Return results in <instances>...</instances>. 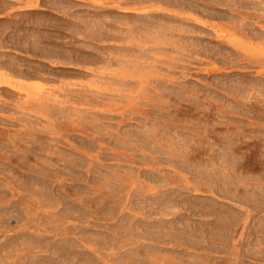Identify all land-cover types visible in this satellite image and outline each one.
<instances>
[{
  "label": "rangeland",
  "instance_id": "1",
  "mask_svg": "<svg viewBox=\"0 0 264 264\" xmlns=\"http://www.w3.org/2000/svg\"><path fill=\"white\" fill-rule=\"evenodd\" d=\"M54 1L59 2V7L52 8V6H50ZM139 1L140 0H0V60H5L3 53L6 52L5 54L8 56L15 58L16 61L20 60L21 63H23L21 67L16 64L18 68H15H17V70L21 69L22 72L24 70L25 73L28 72L33 75L32 77L19 76L17 71L12 73L10 70L7 71L5 68H0L1 74H4L3 71H6L5 75L8 74L9 79L16 82H12V87L0 85V94L2 95L0 96V120L2 121L0 131L2 130L1 135L4 138L10 133L8 131L10 127H8L7 123L10 115L9 110L12 108L10 102L17 101L18 103H24V105L19 103L22 107L18 108L17 114L19 117L16 124V131L19 134H17L19 140L17 143L18 148L14 153L6 151V149H2V152L0 151V256L5 258L3 259L5 264H65L63 248L68 246V244H66L67 242L65 243V239L71 238L76 241L75 237L77 236L78 240L81 241V243L83 242L81 244L77 240V245L81 244V247L84 248L88 247V244L90 245L88 242L91 239H87V235L88 238H92L93 236L92 239H95L96 236L108 238L107 241L104 240V242L106 241L104 244L102 242V245L100 244V246H98L97 243H94V245L90 247L92 251L100 248V252L96 251L97 255L94 253L97 257L98 254L99 256L106 254V256H108V254L113 253V251L114 253L118 252L117 247H114L115 243L113 241L110 242L108 236L113 237L112 234L116 237L118 235L126 236V233H128V235H130L129 237L132 238L130 240H133V236L135 234L138 235L142 230L139 227H135L134 223L144 220L145 215L142 217V214H146V211H148L147 208H150L149 205L147 206L145 204L144 210H138V206L137 209L133 208L134 204L140 202L139 200L138 202L135 200L138 197L136 192L139 188L144 191L146 188L153 185L152 188L155 189L154 191L159 190L163 193H169V191H175L176 188H180L183 184H187L190 187H193V185L197 186V188H200L203 192V190H206L210 186L209 184H211V182L209 183V181H211L209 178L210 175L216 178V184L214 183L215 187L223 185L220 181L222 179L223 182L224 179L222 177L226 174V171L229 170L228 168L233 170L230 169L232 172L227 171L228 174L230 175L232 173L231 177L233 175L232 178H235L234 180L237 178L243 181L242 184H245V186L254 187L264 185V170H261L264 169V165L262 167L260 165V162L264 164V143H262L264 142V87L261 86V88L259 84L264 83V77H262L264 74L260 75L256 73L255 69H242V67L227 68L223 63L227 60L224 61L222 56H216V60L214 57H211L214 59L213 62L209 53L206 55L204 53L194 55V53L191 54L186 53V51H181L183 52L182 54L178 51L181 50L179 49L181 41L179 43L172 41L166 45L162 44V46L160 44L158 45L159 48H156L155 45L157 46V44L154 42L155 39L152 36L154 35L155 37L156 27L157 25L159 26V23H167L163 25H172L171 27L175 25L190 27L192 25L190 27L192 28L196 21L191 19L195 16L198 17V19L200 17L196 13H182L179 10H174L176 9L174 7L168 8L169 6H164L165 4L162 2L159 4L160 2L154 1V4L153 1L149 3L146 0L143 2L140 1L141 3ZM152 3L154 5L151 6ZM36 5L38 6L37 8ZM29 7H34L36 10H29ZM125 9H135L138 14H140V10L143 9L141 13L142 16L125 14L123 12ZM160 9H170L173 12H180L182 18L156 15ZM189 13H191V15ZM76 14L78 16L81 14L85 15V18H88H86L87 21L92 20L91 24L87 25V27H90L89 29L86 27L85 33V35L90 33L92 36L87 35L85 38L84 33H82V29L84 28L83 24L79 21L82 15L76 18ZM71 15L73 17H71ZM158 16L160 19H158ZM113 18L116 21H114ZM201 19L205 21V19L200 18V20ZM96 20L97 23H95ZM142 21L145 25L148 24L147 26L149 28L151 27L152 31L154 30L155 32H150L151 34H149V36L147 34L145 36L142 34L139 35L141 38L140 40H142L139 44L145 43L144 46L140 45L141 47H139L142 51L144 50L142 55L146 53L143 56L147 57H143L142 55L143 58L141 56L136 58L131 57L130 60H133L137 65L133 62L130 64L126 63L123 61L125 56L122 58L120 57L125 53L122 49L123 46L128 45L127 42L130 40V37L124 33L127 28L126 26L138 27L143 25L142 27H144L145 25ZM116 23L118 24L116 25ZM201 24H204V26L206 25L204 30L210 31L208 22H201ZM100 25L109 28V30L111 29L106 38L98 39L95 36L97 28ZM177 33L178 32H173V35H168V38L171 40L173 38L181 39V36L178 34L182 32ZM189 34L191 36L193 32ZM31 35L34 37L37 35L38 38L35 37L36 39L40 38L42 41H39L42 43L44 42V44L51 45L49 47H52L54 51L56 49L57 51H55V54H59V57H68L74 60L63 59L62 61V59H57L58 56H51L49 58H44L40 55L33 56L32 52L18 53L21 51L19 50L20 46L17 45V42L26 38L27 41H32L34 37ZM135 36L136 38L138 37V32ZM170 36L172 38H170ZM190 36H182L184 37L182 40L186 42V46L190 43L192 44L194 41L193 37H195V34L194 36ZM136 38L135 40H137ZM211 45L216 47L215 42H211ZM105 46L108 50L103 53L102 51L106 50ZM136 46L137 49H135ZM152 46L154 48H152ZM139 47L138 45H134L133 51L131 50V52H133L132 54H137ZM118 50L119 52L116 53ZM101 52L104 55L108 54L110 57H118L116 61L111 63L110 69H119L120 71L129 69L137 75V77H134L135 82L130 83V86L127 85L123 87L124 89L130 88V90H132L130 92L132 95L141 93L140 97L143 94L145 97H148H143L144 99L142 98L141 100L137 99L134 101L136 103H133L138 107H142L145 114L141 116L139 114H132L130 115L131 118L125 119L122 123L120 122L122 118L118 114H107L108 116L106 115L105 117H108V120L105 117V119L96 117L99 119L94 120L95 122L89 119H77L76 117L78 121H76L74 117H72V119H75L74 121L68 118L62 120V117L56 115L57 107L55 106L54 100H52V96H56L58 100H63L67 96L65 90L82 89L84 85L90 83L92 80H99L98 72L102 70H100V63H97V60L101 56ZM162 52L164 53L161 54ZM110 53L112 54L110 55ZM151 54H154V57ZM191 55L193 57H190ZM94 57L97 59L96 62H94ZM137 58L141 59L139 60ZM152 58H155L154 61ZM181 59H183V61ZM225 59L227 58L225 57ZM24 65L30 67H25ZM133 65L139 70H136ZM141 69L143 70L141 71ZM151 69L156 74L153 73ZM108 72L112 73V71H106L105 75H101L111 80L113 76L111 77V75H108ZM11 75L13 77H11ZM138 77L140 78L138 79ZM140 79L143 81L142 83H140ZM254 81L257 83L254 84V86L257 85V87L251 85L252 88L249 86V83L252 82L251 84H253ZM13 84H15V86L19 84V86H17L18 89L22 87L23 90L20 88L19 91ZM132 84H135V86ZM61 86L63 90L60 88ZM113 87L117 88L119 86L115 84ZM258 87L260 88L258 89ZM134 90H136V92L138 91V93L135 92L133 94L132 92H134ZM64 94H66L65 97ZM39 96L40 98L37 100ZM42 96L46 98L49 96L48 98L52 101L44 97L42 101L44 99L47 101L45 102L44 100L43 103L39 105L37 102L41 101ZM126 100L127 99H120L118 103L120 102V105H124ZM50 106L52 107L49 108ZM54 115L56 116L54 117ZM86 122L89 126L86 125ZM158 124L159 126H157ZM101 127L103 130L105 129L104 132L111 131L110 133L114 136H103L104 138L101 137V139H98L103 133L100 135L95 134V132L101 133ZM95 128L97 129L95 130ZM153 129L157 131H155V134ZM118 131H120L121 134L123 132H128L129 135L127 136L129 137L128 143H131L130 146H128L127 143L119 147L117 142L113 140V138L120 133ZM141 131L142 134H140ZM149 131H151V133ZM157 133L158 135L163 133L160 135V137L162 136L161 139ZM149 135H151L150 138H152L153 135L154 137L150 139ZM134 142H136V145ZM204 144L208 145V147L206 145L204 146ZM245 144L248 145L246 146ZM175 146L181 149H177ZM258 147L261 150L263 148V150L261 151ZM233 148H236V150L234 149L233 151ZM231 151L233 153L237 151V153L231 154ZM258 151H260L261 154ZM222 152H227L229 155L222 156ZM256 154L259 155L257 158L255 157ZM213 156H215V158ZM180 163L184 164L182 165ZM212 169L219 170L218 174L215 173L216 175H214L216 170L211 171V173L207 171ZM189 171L191 174H189ZM201 171L204 179L199 177L202 176ZM177 173L179 177H177ZM112 177H114V179H112ZM197 177L201 178L199 184L198 181L200 179ZM185 178L190 182H186ZM169 179L172 180L170 181ZM196 179L199 180L196 182L194 181ZM193 181L194 183H192ZM217 181L220 183H217ZM189 192L192 196L205 195L215 198L214 195L209 196L205 192L201 194L193 190ZM151 194V191L144 193L141 200L143 201L145 197H157V195L159 198L161 197L160 193L157 195L155 194V196ZM214 200L218 202L224 201L222 199V201H219L220 198H215ZM115 202L116 204H114ZM151 207L154 209L156 206ZM151 210L152 208H150L149 211ZM141 212L143 213L141 214ZM110 215L114 217L111 218ZM122 216L124 219H122ZM158 217L157 214H152L151 219L148 221H152V218L155 219ZM159 218H163V216ZM169 218L170 217L167 219ZM111 226L112 228L114 227V229L110 232ZM85 229H87L86 231H88V234L84 232ZM79 232L87 234L84 236L86 241L80 240L79 237H81V233ZM110 243H112V245ZM135 247L133 243L124 244L120 252L123 253V251L126 252L128 249H133ZM144 249L139 258L144 257L145 260H150L151 258L148 256L150 249ZM112 255H109V259L111 260L119 254L116 253L114 256ZM149 260H147L145 264H149ZM248 261H250V264H264V262L261 261ZM248 261L246 260L247 263H249Z\"/></svg>",
  "mask_w": 264,
  "mask_h": 264
},
{
  "label": "bare ground",
  "instance_id": "2",
  "mask_svg": "<svg viewBox=\"0 0 264 264\" xmlns=\"http://www.w3.org/2000/svg\"><path fill=\"white\" fill-rule=\"evenodd\" d=\"M140 1L143 2L144 0H140ZM146 1L148 3L151 2V1H153V3H154V1L155 2L158 1V2H160L159 4H161V2H162V3L165 4L164 6H166V5L169 6L168 8L174 7V8H176V9L173 8L174 10H177V11L179 10L182 13L183 12H191L192 14L196 13V14H198V16L200 18L205 19V21H202V19L200 20V18L198 19V17L195 16L193 19H191V20L196 21V22L193 21L194 22V24H193L194 27H192V28H190L192 25L190 27L189 26H182V25H175V26L171 27L172 25L171 26L170 25L169 26H165L167 23L166 24L165 23H159V26L157 25V27H156L155 37H154V35L152 36L155 39V40L153 39L154 42L157 44V46L155 45L156 48L160 44L162 46V44L166 45V44H169L172 41L175 42V43H177V42L179 43L181 41L180 42L181 45H179L180 46L179 49H181V50H178L180 52L181 51H186V53H191V54L194 53V55L195 54H199L200 55L202 53H204L206 55L207 53H209L210 58L214 57V59L216 58V56H219V57L222 56V58H224L223 59L224 61L227 60L226 62H223L226 65L227 68L242 67V69L243 68H245V69H255L256 73H258L260 75L264 74V0H146ZM103 2H105V1H103ZM153 3L151 4V6L155 4V3L154 4ZM7 4H8V2H7ZM119 5H120V3H119ZM30 6H32V5H30ZM37 7L38 6L36 5V8ZM29 8L33 9L34 7H29ZM118 9H120V8H118ZM108 11H109V9H108ZM142 11H143V9L140 10V14H138V12L135 9H127V10L125 9L123 12L125 14H129L131 16H134V15L142 16V14H141ZM153 12H154V10H153ZM158 12H160L161 14L158 13ZM158 12L156 13V15H162V16L167 15V17L171 16L172 18L173 17L174 18L175 17H181L182 18L180 12L179 13L178 12H173L170 9L169 10H164V9L161 10L160 9V11L158 10ZM191 13H189V14L191 15ZM72 15H71V17L74 16V15L73 16ZM80 16H78L77 14L75 15L76 18L80 17ZM162 16H161V18H162ZM86 18H85V15H82V17L79 18V21H81V23L83 24V27H84L82 29L83 30L82 33H84V35L86 33L87 25H90L91 21H92V20L91 21L88 20L89 21L88 22L87 21L88 18L87 19ZM126 18H130V17H126ZM146 18H147V16H146ZM158 19H160L159 16H158ZM113 20H114V18H113ZM180 20H182V19H180ZM114 21H116V20H114ZM130 22H129V24H130ZM134 22H135V20H134ZM157 22H158V20H157ZM201 22H208V26H209L210 31L204 30L206 25L204 26V24H201ZM95 23H97V20H96ZM142 23H143V21H142ZM99 24H100V22H99ZM117 24L118 23H116V25ZM120 24H122V23H120ZM131 24H133V23H131ZM135 24H136V22H135ZM163 24H165V25H163ZM102 25L98 26L97 32L95 33L96 35L94 34L96 36V38H98V39L106 38L109 35L108 33H110V30H111V29L109 30V28L103 27ZM147 25L148 24H146L144 27H142L143 25L142 26L140 25L138 27L137 26L136 27L135 26H133V27L131 26L130 27L129 25H128L129 27L126 26L127 28H126L124 33H126L128 35V37H130V40H128V42H127L128 45L123 46V48L121 47L123 49V51H125V53L123 55L121 54L122 56H120L121 58L125 56L124 58H126V59L123 58L124 62L130 64V63L133 62V60H130L131 57H135L136 58V57H139V56L142 55L144 50L142 51L140 49V47L142 45L144 46L145 43L144 44H142V43L139 44L140 42H142V40H140L141 38L139 37V35L142 34L143 36H145L147 34L149 36V34H151L150 32L155 33L154 30L152 31V28L151 27L149 28ZM149 25L153 26L152 24H149ZM89 27L90 26H88L87 28L89 29ZM91 27H92V25H91ZM107 27H110V26H107ZM111 27H112V25H111ZM93 28H94V26H93ZM73 29H74V27H73ZM191 29H193V30H191ZM78 30H80V29H78ZM81 31H79V32H81ZM73 32H75V31H73ZM134 32H135V35L138 32V37L137 38L134 35ZM173 32H178V33L182 32L180 34L177 33L178 35L181 36V39H174V38L172 40L169 39L168 35H173ZM192 32H193V34L191 36H194V34H195V37H193L194 38V41H193L194 43L192 42V44L191 43L189 44V42H188L189 45L186 46V42L183 41L182 38H184L185 36L186 37L190 36L189 33H192ZM124 33H122V34H124ZM112 34H113V32H112ZM87 35L88 36H92V34L90 35V33L87 34ZM87 35H85V38H86ZM31 36H33V35H31ZM182 36H184V37H182ZM35 37L38 38L37 35ZM35 37L33 38L32 41L31 40L27 41V38L24 39V40H21V41L19 40L17 42L18 43L17 45L20 46L19 50L21 52H18V53L21 54L22 52H32L33 56L34 55L35 56L40 55L41 57H44V58H46V57L49 58L51 56H54V57L56 56L57 57L59 55V54L58 55L55 54L56 53L55 51H57L56 49L54 51V49H52V47H49L51 45L44 44V42L43 43L41 42L42 40L40 38L36 39ZM135 38L137 40H135ZM170 38H172V37L170 36ZM149 39H150V37H149ZM39 40H41V41H39ZM138 40H140V41H138ZM143 42H144V40H143ZM211 42H215L216 43V47H214V45H211ZM134 45H138V47L141 45L139 47L140 50L138 49V53L137 54H132L133 52H131V50L133 49ZM151 45H152V43H151ZM1 46H2V44H1ZM5 47H6V45H5ZM5 47H3V48H5ZM166 47H169V46H166ZM173 47H175V46H173ZM105 48H106V50H103L102 51L103 53H105L108 50V48L106 46H105ZM152 48H154V47L152 46ZM15 49H17V48H15ZM135 49H137V46H136ZM163 49H161V50H163ZM174 50H175V48H174ZM58 52H59V50H58ZM117 52H119V50L116 51V53ZM129 52H131V53H129ZM172 52H174V51H172ZM5 53H3V56L5 57V60H2V61L0 60V68H3V69L5 68V69H7V71L10 70L12 73H15L17 71V74L19 76H25V77L26 76L27 77L28 76H31V77L33 76L32 74H30L28 72L25 73L24 70H23V72H22L21 69L17 70L18 67L16 66V64L19 67H21V66H23V63H21L20 60H19L20 62L16 61L15 58L10 57V56H8ZM103 53L101 54V56L99 58L97 57L98 60L95 57H94L95 60L93 59L94 62H96V60H97L98 61L97 63H100V67L99 68L102 71L98 72L99 80H97V79L92 80L90 83H87L83 87L80 85L82 87V89L80 88L78 90H76V89L75 90H65L67 92V96L63 100L62 99L58 100V99H56V96H52L53 97L52 100H54L55 106L57 107L56 115L58 117H62L63 118V119L61 118L62 120H64V118H68L69 120H71L72 117H74V118L76 117L77 119H86V120L89 119V120H93L94 121V120H98L100 117H101L100 119L104 118L107 114H109V115L118 114L122 118L121 121H120L122 123L125 119H128L130 117V115H132V114H137V115L139 114L140 116L145 114L144 113L145 111H143L142 107H140V106L138 107L137 105H135L133 103H136L134 101H136L137 99L141 100L143 97L144 98H148V97H145V95L143 94V91H142L143 95L140 97L141 93H138V91L136 92V90H134V92H132V93L134 94L136 92L138 94L137 95L136 94L132 95L130 93L132 91V90H130V88H127V89L125 88L124 89V87H123V86L126 87L127 85L130 86V83L135 82L134 81L135 80L134 77H137V75H135V73H133L129 69H123L121 71L119 69L118 70L110 69L111 63L113 61H116L118 59V57L117 58L110 57L108 54L104 55ZM154 53H155V51H154ZM163 53L164 52H162L161 54H163ZM181 53L183 54V52H181ZM24 54H26V53H24ZM111 54L112 53H110V55ZM144 54H146V53H144ZM161 54H160V56H161ZM61 56H63V55H61ZM152 56L154 57V54ZM143 57H147V56H143ZM190 57H193V56L191 55ZM225 57L227 59H225ZM58 58L60 60L62 59V61H63V59L74 60V59H69L68 57H62L61 58V57L58 56L57 59ZM157 58H156V60H157ZM137 59H139V58H137ZM154 59H153V61H154ZM214 59H212L213 62H214ZM146 60H147V58H146ZM181 60L183 61V59H181ZM86 61H87V59H86ZM57 63H59V62H57ZM134 64H136V63H134ZM148 65H151V64H148ZM24 66L25 67H30V66H26V65H24ZM101 66H104V67H101ZM15 67H17V68H15ZM131 67H132V65H131ZM133 67H135V69H136V66L133 65ZM3 69H2V71H3ZM22 69H25V68H22ZM136 70H139V69H136ZM142 70L143 69H141V71ZM146 70H148V69H146ZM151 70H150V72H151ZM91 71H93V70H91ZM106 71H110V72L112 71V73L108 72L109 73L108 75H111V77L113 76L111 78V80H109L110 78L107 79L106 77L103 76V75L106 74ZM3 72H4V74H1V72H0V85L11 86L12 87L13 80L9 79V75L8 74H7L8 76L5 75L6 71H3ZM87 73H86V76H87ZM138 73H139V71H138ZM148 73H149V71H148ZM153 73H155V72L153 71ZM101 74H103V75H101ZM142 74H143V72H142ZM11 77H13V76L11 75ZM262 77H264V76H262ZM139 78L140 77H138V79ZM141 79H143V78H141ZM145 79H147V78H145ZM142 82L143 81L141 80L140 83H142ZM13 83H16V82H13ZM251 83H249V86H251V85L254 86V84H257L255 81H254L253 84H251ZM115 84H117L119 87H117V88L113 87V86H115ZM135 84H137V83H135ZM135 84L134 85L132 84V85L135 86ZM259 84H260V87L261 86L264 87V83H262V84L259 83ZM13 86H15V84H13ZM17 86H19V84H17ZM17 86H15V88ZM121 87H123V88H121ZM254 87H257V85L254 86ZM260 87H258V89ZM20 88L22 89V87H19V89ZM60 88L62 89L63 87L61 86ZM239 88H240V86H239ZM17 89H18V87H17ZM258 91H260V90H258ZM48 95H51V94H48ZM65 95L66 94H64V97H65ZM0 96H2V95L0 94ZM44 97L42 96L41 101H42V99ZM48 97L49 96H47V98ZM52 97H50V98H52ZM39 98H40V96L37 98V100H39ZM47 98L45 97V99H47ZM57 98H58V96H57ZM120 99H127L126 103L124 105H120L121 103L120 102H119L120 104L118 103V101ZM47 100H50V99L48 98ZM47 100H45V102ZM52 100H50V101H52ZM41 101H38L37 103H39V105H40L41 103H43V101L42 102ZM19 103H21V102H19ZM19 103L17 101L16 102L12 101V103L10 102V104L12 105V108L9 110L10 111V113H9L10 115H9L8 122H7L8 123V127H10V129L8 130L10 133L7 135L6 138H4L1 135V131L2 130L0 131V151L1 152H2V149H6V151H10L11 153H14L17 150V148H18V144L17 143H18L19 140H18V136H17L18 133L16 131V124H17V119L19 117H18L17 114H18V110H19L18 108L22 107L20 105L21 104L24 105V103H21V104H19ZM51 107L52 106H50L49 108H51ZM56 107H54V108H56ZM259 108H260V106H259ZM262 109H260V110H262ZM56 115H54V117ZM54 117H52V118H54ZM93 117H95V118L99 117V118L95 119ZM56 119H57V117H56ZM75 119H72V121H74ZM77 119H76V121H78ZM106 119L108 120L109 118L107 117ZM114 119H116V118H114ZM89 123H91V122H89ZM103 123H105V122H103ZM258 124H260V123H258ZM0 125H2V121L1 120H0ZM86 125H88L87 122H86ZM204 125H205V123H204ZM98 126H96V127H98ZM157 126H159V124ZM199 126H201V125H199ZM202 128H204V127H202ZM96 129L97 128H95V130ZM150 129H151V127H150ZM104 130H103V128L101 130L102 132L100 130H98L101 133H99V132L96 133L95 131H93V132H95V134H100V135L103 133V135L99 136L98 139H101V137H103V136H111V137L114 136L113 134L110 133L111 131L110 132H108V131L104 132ZM153 131H154V129H153ZM155 131H154V134H155ZM190 131H191V129H190ZM118 132H120V131H118ZM149 132L151 133V131H149ZM138 133H140V132H138ZM120 134H121V132L118 133L117 136H115L113 138V140L115 142H117L119 147H121L120 145H126L128 143V141H129V137L127 136V135H129L128 132H123L121 135ZM140 134H142V131H141ZM161 134H163V133H161ZM161 134L158 135V133H157V135L159 137H160ZM96 137H94V138H96ZM150 137H151V135H149V138ZM153 137H154V135H153ZM161 137H160V139H161ZM152 138H150V139H152ZM107 140H109V139H107ZM111 140H112V138H111ZM142 140H143V138H142ZM156 140H157V138H156ZM121 142H123V143H121ZM145 142H146V140H145ZM170 142H171V140H170ZM234 142H235V140H234ZM135 143L136 142H134V144ZM260 143H258V144H260ZM262 143H264V142H262ZM130 145H131V143H128V146H130ZM205 145L206 144H204V146ZM255 145H257V144H255ZM100 146H101V144H100ZM206 146L208 147V145H206ZM226 146H228V145H226ZM175 147H177V146H175ZM153 148H156V147H153ZM171 148H173V147H171ZM171 148H170V150H171ZM222 148H224V147H222ZM177 149H181V148L177 147ZM234 149L236 150V148H233V151H234ZM152 150H151V153H152ZM157 150H159V149H157ZM262 150H263V148H262ZM154 151H156V150H154ZM177 151H179V150H177ZM237 151H235L234 153L236 154ZM258 152L261 154L260 151H258ZM222 153H223L222 156H225L227 154L229 155V153H227V152H222ZM234 153L232 152L231 154H234ZM239 153H242V152H239ZM184 154H185V152H184ZM176 155H177V153H176ZM179 156H180V154H179ZM190 156H191V154H190ZM257 156H259V155L256 154L255 157L257 158ZM207 157H209V156H207ZM213 157L215 158V156H213ZM188 158H189V156H188ZM186 160H187V158H186ZM181 162H183V161H181ZM173 163H175V162H173ZM180 164H182V163H180ZM214 164H215V162H214ZM260 165L262 167L264 165L263 162L262 163L260 162ZM199 167H201V166H199ZM216 167H217V165H216ZM219 167H220V165H219ZM210 169H211V167H210ZM228 169L229 170H227V168H226V170L229 171V172L233 171L231 168H228ZM215 170H216V172H214V175L218 174V171H219L217 169H215ZM215 170L212 169V170H207V171L208 172L210 171V173H211V171H215ZM261 170H264V169H261ZM227 171H226V174L223 177L221 176L223 174L220 175L224 179L223 182H222V179L220 178L221 179L220 182L223 185L219 184L221 186H217L216 185L217 187H215L214 185L216 184L215 183L216 182L215 181L216 178L210 175L209 178H210L211 181H209V180H207V181H209V183L211 182V184H209L210 185L209 187L207 185L208 188L206 190H203V192L207 193L209 196L214 195L215 198H218V199L220 198L219 201L224 200L222 202H218V201H216L217 199L214 200L215 198L208 197V196H205V195H203V196H200V195L192 196V195H190L189 191H191V190L196 191L199 194L203 193L200 188L198 189L197 186H194V185H193V187H190L187 184L186 185L183 184L182 187L180 186V188H176L175 191L171 190V191H169V193L168 192L163 193L162 191H159V190L154 191L155 189L152 188L153 185L152 186L148 185L149 187L146 188V190H144V191H142V189L140 190V188H139V190H137V192H136L138 194V197L135 200L137 202L139 200L140 202H138V204H134L133 203L134 204L133 208L137 209V206H138V210L141 211L142 209L143 210L145 209L144 208V204H145L147 206L149 205L150 208H152V210L149 211L150 208L149 209L147 208L148 211L145 210L146 214L145 213L142 214L143 212H141V214L143 215L142 217H144V215H145V219H144L145 221L142 220V221H138V222L134 223L135 227H139L142 230H141L140 233H138V235L137 234H135L134 236L131 235L134 238L133 240H130L132 238L129 237L130 235H128V233H126L127 237L125 235L124 236L123 235H118L116 237V236H114V234H112L113 237L112 236H108L110 238L109 239L110 242L113 241L115 243L114 247L115 248L117 247L118 252H116V253H118L119 255L117 257H115V258L113 257L112 260L109 259V255H112L114 253V251H113V253L108 254V256H106L107 254L106 255H100V256L98 254V257H97L96 256L97 255L96 251L100 252V250H99L100 248L97 247L98 250H96V249H94V246H93V249H94L93 250L94 252H93L92 250H90V247L92 245H94V243H97V245L100 246V244L102 245V242L104 244L108 240V238H102L101 236L100 237L102 239L100 237H97V236H96L97 239L96 238L92 239L93 236H92V238H88L87 237L88 236L87 235L88 231H86L87 229H85L84 232H86L87 234L79 232V233H81V237H79V238L82 241H86L84 236L87 235L86 238L87 239H91L88 242V243H90V245L88 244V247H85V248L81 247V244L83 242L81 243V241L78 240V236L75 237L76 241L74 239H71V238H66L65 239V243L67 242L66 244H68V246H65L63 248L65 264H133V263L145 264V262L147 260H149V259L146 258L147 256L145 257L147 260H145L144 257L139 258L141 256V254H142L141 252H143V249H144L145 246H146L145 249L149 248L150 249V253H151V254L149 253L150 254L149 255L147 253L148 250L146 251L148 256H150V258H151L148 261L149 264H250V261H248V260H252V262L253 261L264 262V185L254 186V187L253 186L252 187H248V185L245 186V184L244 185L242 184L243 181L238 180L237 178H236V180H234L235 178L234 179L232 178L233 175L231 177L232 173L229 175ZM191 172H193V171H191ZM201 173H202V171H201ZM201 173H200V175H201ZM220 173H221V170H220ZM189 174H191L190 171H189ZM177 175H178V173H177ZM177 177H179V175ZM199 177H202V179H204L203 173H202V176H199ZM199 177H197V178H199ZM112 179H114V177H112ZM176 179H178V178H176ZM199 179H196L194 181L197 182L199 180L198 181V184H199V182H201V178H199ZM246 180H248V179H246ZM185 181L188 182L189 180L187 181V179H186ZM194 181L192 183H194ZM220 182L217 181V183H220ZM150 191L152 193L151 195L154 194L153 196H155V194L157 195L158 193H160L161 197L159 198L158 195H157V197H151V198L145 197L143 199V201H144L143 202L141 200V197L144 196V193L150 192ZM147 198H149V199H147ZM131 202H133V201H131ZM117 203H118V201H117ZM114 204H116V202ZM151 206H156V207H154V209H153V207H151ZM118 209H120V208H118ZM114 214H116V213H114ZM152 214H157L159 217L163 216V218H166L167 216L170 217V218L167 219L168 218L167 217L166 219H163V218H159L158 217V218H155V219L152 218L153 219L152 221H148V220L151 219ZM110 217H111V215H110ZM112 217H114V216H112ZM122 219H124V217ZM139 220H141V219H139ZM92 226H94V225H92ZM85 227H87V226H85ZM96 227H97V225H96ZM107 228H108V226H107ZM110 228H109L110 232H111V230L113 231L114 227L112 228V226H111ZM82 230H83V228H82ZM89 231H90V229H89ZM96 231H97V229H96ZM124 233H125V231H124ZM77 240H78L79 243H81L80 245H77V243H76ZM104 240H106V241L104 242ZM142 240L145 241V242H143ZM130 241L133 244H135L136 247L133 248V249L130 248L126 252L123 251L124 250L123 249L122 250L123 253H121L120 249L124 246V244H132ZM112 243H110V244L112 245ZM97 245H95V246H97ZM107 248H108V246H107ZM110 249H113V248H110ZM90 251H92V252H90ZM116 253H114V254H116ZM114 254L112 256H114ZM3 259H5V258H2L0 256V264H5V261ZM246 260L249 263H247Z\"/></svg>",
  "mask_w": 264,
  "mask_h": 264
},
{
  "label": "crops",
  "instance_id": "3",
  "mask_svg": "<svg viewBox=\"0 0 264 264\" xmlns=\"http://www.w3.org/2000/svg\"><path fill=\"white\" fill-rule=\"evenodd\" d=\"M59 4H58V2H56V1H54L53 3H51V5L50 6H52V8H55V7H59L58 6ZM29 10H36L35 8H29Z\"/></svg>",
  "mask_w": 264,
  "mask_h": 264
}]
</instances>
